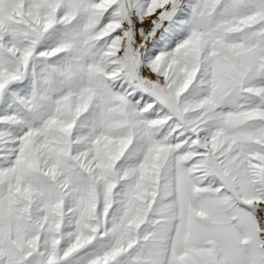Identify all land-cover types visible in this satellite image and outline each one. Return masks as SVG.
<instances>
[{
  "label": "snow or ice",
  "instance_id": "1",
  "mask_svg": "<svg viewBox=\"0 0 264 264\" xmlns=\"http://www.w3.org/2000/svg\"><path fill=\"white\" fill-rule=\"evenodd\" d=\"M0 264H264V0H0Z\"/></svg>",
  "mask_w": 264,
  "mask_h": 264
}]
</instances>
